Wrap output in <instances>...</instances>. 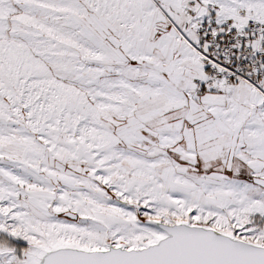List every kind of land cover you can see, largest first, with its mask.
<instances>
[{"label": "snow or ice", "instance_id": "6c2138e0", "mask_svg": "<svg viewBox=\"0 0 264 264\" xmlns=\"http://www.w3.org/2000/svg\"><path fill=\"white\" fill-rule=\"evenodd\" d=\"M0 264H264V0H0Z\"/></svg>", "mask_w": 264, "mask_h": 264}]
</instances>
